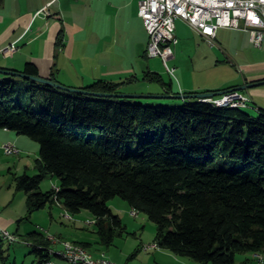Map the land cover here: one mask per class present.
<instances>
[{
    "label": "trees",
    "instance_id": "16d2710c",
    "mask_svg": "<svg viewBox=\"0 0 264 264\" xmlns=\"http://www.w3.org/2000/svg\"><path fill=\"white\" fill-rule=\"evenodd\" d=\"M2 70L39 76L33 63ZM50 80L59 83L54 74ZM142 80L171 94L158 73ZM121 87L100 80L72 93L0 74V130L41 146L38 174L16 177L29 215L55 204L70 215L88 211L109 248L126 231L109 206L120 197L156 224V244L177 257L237 264L239 254H264V109L253 117L198 99L163 107L171 105L95 95L122 94ZM49 176L60 185L43 193ZM25 242L36 264L53 258L45 234L30 233Z\"/></svg>",
    "mask_w": 264,
    "mask_h": 264
},
{
    "label": "crops",
    "instance_id": "0c3cea01",
    "mask_svg": "<svg viewBox=\"0 0 264 264\" xmlns=\"http://www.w3.org/2000/svg\"><path fill=\"white\" fill-rule=\"evenodd\" d=\"M59 1L4 0L0 3V58H3L1 53L3 49L11 45H16L18 48V52L12 58L0 59V69L23 71L26 64L33 63L39 69V76L51 78L54 74L58 82L68 88L80 89L102 80L122 84V94L183 96V98L184 96L228 92L264 80V59L249 63L244 68L247 77L243 82L229 87L225 86L224 82L217 86L200 82L194 75L190 76V73L183 70L177 88L172 82L173 79L171 83H166L164 80L171 89V94L165 95L166 90L162 85L142 80L147 72L158 73L146 55L149 35L139 16V4L142 0H101L102 4L98 11L96 7L97 19L95 21H92L94 11L91 10L88 49L82 46L81 37L84 36L86 30L78 23L79 13L77 12L83 1L87 4V0H63L58 3ZM45 10L51 11V15L43 16L40 12ZM226 31L233 35L232 41L237 44V52H241L240 46L247 42L251 43L250 35L246 32L220 29L217 33L216 45L218 43L222 46ZM175 34L178 43L173 47L175 60L172 63L178 73L176 63L182 57L181 48L185 44L194 48H206L207 45H211L181 20L176 21ZM236 57L228 51L223 56V58H228L229 62L233 60L236 62ZM205 60L209 61L208 58ZM211 60L215 67L221 62L219 57L215 56ZM140 72H142L141 75H139ZM133 78L137 80L130 82ZM245 93L252 98L251 100L254 95H264V92L257 88L245 91ZM144 100L164 101L165 105H173L183 104L187 99L150 98ZM154 103L150 102V104ZM57 206L60 207L62 217L65 218L66 213L63 212V210L66 211L65 208L58 204ZM51 222H55L53 213ZM13 223L14 220L0 219V227L4 229H8ZM125 232L121 235L123 236ZM60 236L59 238L63 239V236ZM138 236L136 233L134 242L128 240L124 245L118 244L115 239L114 244L109 248L97 243L88 250L94 257L99 258L105 255L115 264H195L191 260L177 257L162 248L145 251V246L156 244V236L146 237L145 227L141 237L138 238ZM49 238L54 240L53 247L56 248L54 250H62V245L59 247L55 245L56 241L59 243L62 241L57 237ZM128 245L130 248L127 249ZM52 261L55 264H68L58 257L52 258ZM34 264H36V259Z\"/></svg>",
    "mask_w": 264,
    "mask_h": 264
},
{
    "label": "rangeland",
    "instance_id": "374dc122",
    "mask_svg": "<svg viewBox=\"0 0 264 264\" xmlns=\"http://www.w3.org/2000/svg\"><path fill=\"white\" fill-rule=\"evenodd\" d=\"M62 1L63 0H60L58 3ZM100 4H102L101 0H87V4L83 1L82 6L77 9L79 13L78 23L83 25L86 30L84 36L81 37L82 46L85 49H88L90 46L91 10L94 11L92 21H95L97 19L96 7L98 11L101 6ZM100 12L101 11H99V13ZM50 13L51 11H48V15L43 14V16H50ZM224 34L227 38L225 37V41H222V46H219L217 43L214 47L207 45L206 48H194L185 44L183 46L184 48H181L182 57L176 63L178 67L176 79L168 74L161 59H150V63L155 71L163 76L166 83H171L173 79L172 82L175 88L179 85V79L183 70L186 71V73H190V76L191 74L194 75L198 81L207 82L212 86H217L223 82L226 83L225 86L227 87L237 85L243 82L244 78L247 77L244 68L247 67L249 63L264 59V44L262 49H257L252 43L247 42L243 46H240L239 49L241 52H237V44L232 41L233 35L231 32L226 31ZM226 51L230 52L235 57L237 56V61L235 62L233 60L229 62L228 58H223ZM213 56L219 57L221 60V62L217 64V67L211 62ZM6 58L12 57H5L3 55V58L0 59L4 60ZM206 58H208L209 61H206ZM171 65L174 66L173 63H171ZM141 74L142 72L139 73V75ZM257 89L264 92V85L257 87ZM127 95L136 94L127 93ZM150 102H155V105H161L164 101L136 100L137 104L143 105H149ZM180 106L181 104H173L163 107ZM260 108L264 109V95H254L252 105L249 108H245L244 111L253 117H257L260 114ZM7 147L12 148L13 151L8 152L6 149ZM40 150V144L31 138L17 135L11 131L0 130V219L14 220V223L9 226L8 229H5L15 238V242L11 243L9 239L4 238L0 234V264H34L35 256L31 254L32 248L25 242V237L33 232L43 233L49 237H57L58 240L62 242H56L55 245H58V247L61 245L63 246L62 250H58L59 252L64 251L66 245H77L76 243L87 242L94 246L100 243L95 222H93L95 218L88 211H83L81 214L75 216L63 210V212L66 213L64 215L65 218H63L60 207L55 204L33 215H29L28 195L25 191L17 189L16 177L24 174L29 176H36L38 174L37 160L40 157ZM59 185L60 180L58 178L49 176L42 183L41 192H50L58 188ZM109 206L115 215L120 216L124 226L128 227V230L126 229L127 232L123 235L125 236L123 240V236L120 231H118L115 238L118 244H127L126 242L128 240L129 242H134L135 234L137 233L139 235L138 238H140L141 234H143L144 227L147 238H154L156 236V224L150 221L143 213H138L137 216H134L132 214L134 210L131 209L129 204L122 198L117 197L111 200ZM52 213L55 222H51ZM60 235L63 236V239L59 238L61 237ZM126 248H130V246L128 245ZM54 249L56 248L52 246V250ZM259 256L263 257V261ZM247 259L250 260L249 264H264V254H239L237 256V264H241Z\"/></svg>",
    "mask_w": 264,
    "mask_h": 264
},
{
    "label": "built area",
    "instance_id": "2783aa9c",
    "mask_svg": "<svg viewBox=\"0 0 264 264\" xmlns=\"http://www.w3.org/2000/svg\"><path fill=\"white\" fill-rule=\"evenodd\" d=\"M40 13L48 15L47 10ZM139 16L149 35L147 58L161 59L166 71L174 79L177 78V69L171 63L175 60L173 47L178 43L175 34L177 20L187 23L211 46L216 45L220 29L248 33L251 43L257 49H262L264 44V0H142L139 4ZM17 50L16 45H11L1 53L5 57H12ZM207 101L219 105L244 103L246 108L252 105L248 94L235 90ZM6 149L8 152L13 151L10 147ZM0 230L10 236L11 243L15 242L6 229L0 227ZM144 250H148V246ZM51 254L53 258L58 257L68 264H115L105 255H101L102 263H86V256L71 251ZM260 259L263 261V257ZM42 264L55 263L51 259Z\"/></svg>",
    "mask_w": 264,
    "mask_h": 264
},
{
    "label": "water",
    "instance_id": "95a60500",
    "mask_svg": "<svg viewBox=\"0 0 264 264\" xmlns=\"http://www.w3.org/2000/svg\"><path fill=\"white\" fill-rule=\"evenodd\" d=\"M0 74L2 75H11V76H17V77H21V78H26L30 81L36 82V83H41L47 86H51V87H55L57 89H61L64 91H68V92H72V93H87L83 90L80 89H74V88H68L62 84L53 82L50 80V78H44L41 76L38 77H34V76H27V75H23V74H18V73H13V72H8V71H4L2 69H0ZM264 85V81H260V82H256V83H252L249 84L247 86H242L240 88L235 89V91H249L251 89L260 87ZM226 92L223 93H207V94H199V95H193V96H175V97H168V96H139V95H127V94H115V95H104V94H95L96 96H100V97H112V98H120V99H167V98H174V99H198V100H205V99H210V98H214L217 96H221L222 94H224Z\"/></svg>",
    "mask_w": 264,
    "mask_h": 264
},
{
    "label": "bare ground",
    "instance_id": "6f19581e",
    "mask_svg": "<svg viewBox=\"0 0 264 264\" xmlns=\"http://www.w3.org/2000/svg\"><path fill=\"white\" fill-rule=\"evenodd\" d=\"M201 101H203V102H210V103H212V104H214L216 106H219V107L246 108V105L244 103H229V104L219 105V104L214 103L213 101H207V99L201 100ZM132 214L134 216H137L138 215V212L133 211ZM69 218H70V216H69ZM0 234L4 238L10 240V236L7 235L6 232H3V231L0 230ZM12 238H13V240H15V238L13 236H12ZM56 242H58V241H56ZM151 249H159V246L157 244L149 245L148 246V250H151ZM68 251H71L73 253H77V254H81L83 256H86V263H102V256L99 257V258H96V257L92 256L93 254L89 250L85 249L84 247H82L80 245H66L64 251H61V252H68ZM52 252H59V251L53 250Z\"/></svg>",
    "mask_w": 264,
    "mask_h": 264
}]
</instances>
